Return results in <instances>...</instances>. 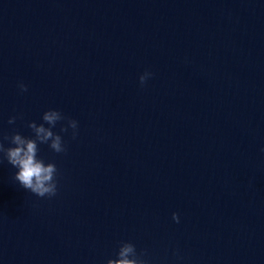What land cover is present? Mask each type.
<instances>
[{"label":"water","instance_id":"obj_1","mask_svg":"<svg viewBox=\"0 0 264 264\" xmlns=\"http://www.w3.org/2000/svg\"><path fill=\"white\" fill-rule=\"evenodd\" d=\"M49 109L57 194L0 163V264H264V0H0V137Z\"/></svg>","mask_w":264,"mask_h":264},{"label":"clouds","instance_id":"obj_2","mask_svg":"<svg viewBox=\"0 0 264 264\" xmlns=\"http://www.w3.org/2000/svg\"><path fill=\"white\" fill-rule=\"evenodd\" d=\"M151 75L145 72L140 76V83L143 85ZM20 90L27 91V86L23 83L18 85ZM66 117L58 110L49 109L43 113L42 120L48 125H37L30 122L28 127L34 133V137H25L19 133H13L11 136L3 135L0 137V163L7 161L12 167L18 169L14 174V179L19 182L20 186L38 197H53L57 194L56 176L58 169L55 163H45L43 159L38 157L39 144H48V146L56 153H64L67 151L61 135L52 129L58 121L64 120ZM16 117H10L8 123L13 124ZM68 126L73 129L72 137L75 139L77 132V121L68 119ZM66 127L61 128V132H67ZM4 141H8L11 146L6 147ZM173 220L179 222V217L173 213ZM117 258L109 259L107 264H142L136 255L135 246L131 242H122Z\"/></svg>","mask_w":264,"mask_h":264}]
</instances>
